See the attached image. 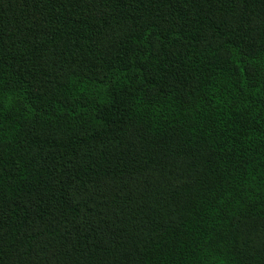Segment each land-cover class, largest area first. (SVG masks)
<instances>
[{"label": "trees", "instance_id": "obj_1", "mask_svg": "<svg viewBox=\"0 0 264 264\" xmlns=\"http://www.w3.org/2000/svg\"><path fill=\"white\" fill-rule=\"evenodd\" d=\"M0 264H264V0H0Z\"/></svg>", "mask_w": 264, "mask_h": 264}]
</instances>
